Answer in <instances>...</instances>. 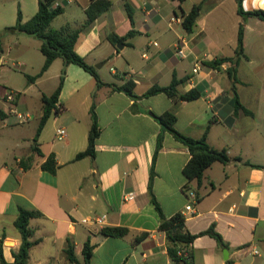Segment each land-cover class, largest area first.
Instances as JSON below:
<instances>
[{
    "label": "crops",
    "instance_id": "crops-1",
    "mask_svg": "<svg viewBox=\"0 0 264 264\" xmlns=\"http://www.w3.org/2000/svg\"><path fill=\"white\" fill-rule=\"evenodd\" d=\"M73 1L81 9L74 13L82 19L66 25L80 28L92 0H57L55 5L64 8V15L66 4ZM109 1L111 7L82 32L76 45L78 55L97 70L102 87L90 73L74 64L65 66L62 59L30 83L27 77L37 76L45 62L41 41L5 31L17 18L14 25L0 29L4 31L3 36L0 33V251L4 260L12 264L13 254L20 249L22 237L15 221L26 210L40 213L29 223L35 244L27 264H74L67 258L68 243L83 264L87 240L93 246L91 264H175L149 194L162 133L156 117L173 111L179 132L199 139L207 131L208 144L227 150L231 161L212 164L198 188L183 174L191 158L187 147L163 132L152 193L164 216L182 213L191 234L213 226L222 237L220 244L209 235L199 236L193 244L194 264H264V88L253 80H262L264 74V21L240 16L237 0ZM194 6H200V15L193 31L187 32L181 12L188 13ZM242 7L245 12L264 10V0H243ZM22 16L24 22L31 19ZM241 24L244 55L233 82L227 72L229 63L219 69L207 63L235 56ZM131 32L135 33L129 36ZM112 34L122 38L121 49L119 42L114 46L109 41ZM178 45L184 57L176 53ZM245 63L252 65V78L241 70ZM197 65L200 69L194 73ZM64 69L56 104L62 109L50 117L36 139L42 97L56 91ZM174 76L180 81L179 93L201 87L202 97L191 102L173 101L165 94L133 99L111 87L133 81L134 93L142 96L153 86H169ZM234 91L252 115L235 111ZM11 92L14 102L7 100ZM93 105L100 129L95 155L76 161L88 146ZM11 109L34 118L20 123L9 113ZM59 128L67 132L63 140L57 139ZM51 156L58 165L55 174L42 169ZM185 185L199 193L194 212L185 210L191 201L183 191ZM131 193L135 198L125 201ZM98 219L103 223L97 224ZM106 227L129 232L125 237H109L101 233ZM143 234L147 237L137 242ZM4 239L15 240L16 248L3 247Z\"/></svg>",
    "mask_w": 264,
    "mask_h": 264
},
{
    "label": "trees",
    "instance_id": "trees-1",
    "mask_svg": "<svg viewBox=\"0 0 264 264\" xmlns=\"http://www.w3.org/2000/svg\"><path fill=\"white\" fill-rule=\"evenodd\" d=\"M57 0H38V11L37 13L28 21L24 22L21 11L18 12L16 24L12 27H8L5 31H18L25 33L27 35L33 36L41 41L40 51L45 57L44 65L40 73L35 77L28 76L27 79L30 83L36 80L37 77L43 75L44 72L48 70L51 64L56 59H62L65 66L74 64L86 72L90 73L98 87L104 86V83L101 81L100 76L97 70L89 65L81 56L76 52V45L80 38L82 32L85 31L102 13L107 11L111 7V2L109 0H92V3L86 10L87 20L80 27L76 28L71 24H67L60 29H55L52 27L53 21L64 13V8L60 5H55ZM177 1L180 4H183L186 0H171ZM243 0H237L238 4V14L244 19L247 17H256L264 21V10H254L251 12H245L242 7ZM126 10L130 19H132V10L129 4L125 5ZM183 21L182 26L187 32H192L194 25L200 15V6H194L190 12L185 13L181 12ZM244 24L239 26L238 38H237V48L234 57H224L219 58L214 61L208 62L207 65L219 69L223 64L229 63L230 67L227 69L228 75L233 82H236V67L239 65L241 58L244 55ZM135 32H131L129 36L134 35ZM109 41L115 46L122 38L112 34L108 36ZM66 71H62L60 76V83L56 91L51 96H43V115L40 119L36 139L39 137L42 132L45 124L54 114H58L59 111L56 108L60 92L62 90L64 80H65ZM180 84V81L174 76L171 84L167 87H160L158 85L153 86L147 90L142 96H137L134 93L135 83L133 81H128L122 86L111 85L114 91L125 92L128 96L133 99H140L142 97H151L157 94H165L173 101H194L203 95L201 87L191 89L183 94L179 93L177 86ZM233 105L235 111L243 109V111L252 115L250 111L245 109L239 101L237 93L234 91ZM94 105L91 107V117H92V126L89 132L88 137V146L84 152L79 153L75 160H81L86 157H94L95 155V143L96 139L99 137L100 129L97 121V116L94 111ZM1 113V112H0ZM159 124L162 127V133L158 136L157 147L153 159V165L151 170V181L149 185V194L152 204L155 206L156 211L160 217V230L166 233L167 237V251L169 257L174 261L175 264H194V252L193 244L199 236L209 235L215 238L218 243L223 244L222 237L215 231L212 226L207 231L202 232L198 235L191 234L186 229V218L182 213H176L175 215L167 218L164 216L162 209L159 203L156 201L152 193V180L154 178V166L155 159L157 154L162 148L163 142V132H169L172 136L187 147L191 158L189 162L183 169V174L187 178L188 182L196 181L198 188L202 186V181L205 171L215 162H220L222 164L229 163L230 157L227 150H217L212 148L207 141V131L202 138L196 139L184 135L179 132L175 125L177 117L175 112L167 111L163 115L156 117ZM209 130V128H208ZM37 151V149H36ZM40 154V153H39ZM239 160V159H238ZM246 164L259 168L260 166L252 165L248 162ZM42 169L55 174L58 165L54 157H49L46 162L42 165ZM183 191L188 195L191 191L188 185L183 187ZM195 192V191H193ZM197 197V202L200 201V196L198 191L195 192ZM40 216V213L34 211L21 210L17 220L15 221V226L19 230L22 243L18 252L14 253V262L12 264H27L29 261V253L35 242L31 241V230L29 228V223L31 219ZM129 230L123 227H106L101 230V233L109 237H125L128 234ZM147 237V234H143L136 238L137 242L142 241ZM67 258L71 263L80 264L77 261L76 255L74 253V247L71 243H68L66 249ZM83 264H91V257L93 254V246L90 243V240H87L83 246ZM0 264H9L4 258L3 254L0 251ZM228 264H231L230 262Z\"/></svg>",
    "mask_w": 264,
    "mask_h": 264
},
{
    "label": "rangeland",
    "instance_id": "rangeland-1",
    "mask_svg": "<svg viewBox=\"0 0 264 264\" xmlns=\"http://www.w3.org/2000/svg\"><path fill=\"white\" fill-rule=\"evenodd\" d=\"M81 9L78 7L75 1L69 2L66 4L65 14L57 17L53 23L52 27L55 29H60L64 27L66 23L75 22L82 18L79 15H76L74 12H81ZM21 11L25 17H33L35 12L38 11V2L35 0H0V29L4 27V25H14L15 19L17 18L18 12ZM4 33V31H2ZM0 32V33H2ZM3 33L1 36H3ZM230 33H227L226 36L229 38ZM42 56L41 53H39ZM33 62V61H32ZM110 65H108L105 70H109ZM252 65L245 63L241 66V70L243 73L248 74L249 77L252 78L251 73ZM258 74L256 73L255 76ZM257 78V77H256ZM254 80V83L257 81L261 84V87L264 88V74L262 75V80Z\"/></svg>",
    "mask_w": 264,
    "mask_h": 264
},
{
    "label": "built area",
    "instance_id": "built-area-1",
    "mask_svg": "<svg viewBox=\"0 0 264 264\" xmlns=\"http://www.w3.org/2000/svg\"><path fill=\"white\" fill-rule=\"evenodd\" d=\"M182 44H183V41H182ZM176 53H177L180 57H184V51H183V49L181 48L180 45H178V46L176 47ZM199 69H200V66L197 65V66L194 68L193 72H194V73H197V72L199 71ZM15 99H16V96H15L14 93L11 92V93L8 94V96H7V100H8V101H10V102H14ZM56 108H57V110H58L59 112H60L61 109H62V108H61L60 106H58V105H56ZM9 113L15 115L20 123H27V122L33 120V118H34V116H33L32 114H30V113H20V112L16 111L15 109H11V110H9ZM56 135H57V139H58V140H63V139L66 137L67 132H66V130H65L64 128H59V129L57 130ZM188 196L190 197L191 201H190L189 204L186 206L185 210L188 211V212H194L195 204L197 203V197H196V194H195V192L191 191V192L188 194ZM134 198H135V196H134L133 193H131V194H127V195L125 196V201H130V200H133ZM96 223H97V224H102L103 221H102L101 219H98V220L96 221ZM2 245H3V247H5V248L14 249V248H16L17 243H16L15 240H13V239H12V240L4 239V240L2 241ZM256 253H257V252H256Z\"/></svg>",
    "mask_w": 264,
    "mask_h": 264
},
{
    "label": "water",
    "instance_id": "water-1",
    "mask_svg": "<svg viewBox=\"0 0 264 264\" xmlns=\"http://www.w3.org/2000/svg\"><path fill=\"white\" fill-rule=\"evenodd\" d=\"M122 47H123V44H122L121 42H119V44H118V48L121 49ZM101 65H102V64H100V65H96L95 67H96L97 69H99V68L101 67Z\"/></svg>",
    "mask_w": 264,
    "mask_h": 264
}]
</instances>
